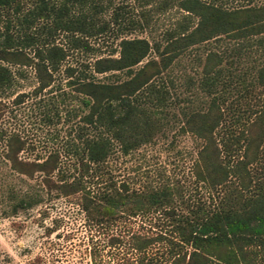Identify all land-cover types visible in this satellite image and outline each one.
Segmentation results:
<instances>
[{
    "label": "trees",
    "instance_id": "trees-1",
    "mask_svg": "<svg viewBox=\"0 0 264 264\" xmlns=\"http://www.w3.org/2000/svg\"><path fill=\"white\" fill-rule=\"evenodd\" d=\"M136 5L32 0L22 8L21 0H0V121L2 97L13 95L14 104L36 97L51 87L71 50L93 55L62 67L68 94L78 100L66 109L77 121L61 148L72 172L61 167L58 149L20 155L30 142L0 122V160L16 173L39 176L38 186L8 188L0 210L14 214L51 195H76L89 264H257L264 254V0ZM169 8L179 16L161 37L126 35L150 23L151 11ZM60 32L64 43L55 41ZM109 36L116 43L105 54L89 41ZM186 53L200 69L196 78L184 74L180 95L169 71ZM7 63L32 67L36 84L28 93L12 90ZM36 99L40 120L52 122L51 108L59 119L51 99ZM171 119L180 133L199 140L189 172L206 196L198 189L184 195L171 183L129 187L107 168L110 155L152 141ZM152 216H161L159 223L142 224L140 218ZM59 220L52 217L45 234ZM33 261L27 264L40 263V256Z\"/></svg>",
    "mask_w": 264,
    "mask_h": 264
},
{
    "label": "rangeland",
    "instance_id": "rangeland-1",
    "mask_svg": "<svg viewBox=\"0 0 264 264\" xmlns=\"http://www.w3.org/2000/svg\"><path fill=\"white\" fill-rule=\"evenodd\" d=\"M124 1L137 6V0ZM31 3L32 0H21L22 8ZM151 12L150 23H147L142 30L135 28L126 35L145 36L148 39L159 38L164 29L172 26L174 19L179 16V12L174 8ZM55 41L64 43L63 33L60 32L55 37ZM89 41L95 47H99L98 51L103 54L108 51L109 46L116 43V39H113L112 36L89 38ZM92 56V54L85 55L82 51L71 50L61 62L59 69L53 73L51 87L38 95L41 99H51L56 105L59 113L57 121H54L55 116L52 114V108L49 111L52 122L40 120L38 105L34 103L38 96H24L23 101L18 104L10 102L13 95L2 97L6 104V110L0 121L1 124L18 130L30 142L27 149L20 155L31 158L36 154L42 156L51 149H58L61 153V167L66 171H73L72 159L65 157L61 148L63 140L67 136V130L72 132L71 125L77 121V115H72L71 111L67 113L66 109L76 106L78 100L68 94L70 88L65 84L62 67L65 64L79 65L80 61L91 59ZM7 65L14 75L12 90L28 93L36 84L32 67L18 66L13 63H7ZM17 68L21 69V74L16 72ZM199 69L200 65L190 53L178 57L169 71L175 77V82H180L175 91H180V95L186 93L183 83L184 74L196 78ZM181 103L174 104L172 110L177 111V107ZM174 119L168 121L163 129L155 134L152 141L142 144L126 154L114 152L110 155L106 159V165L112 177L116 181H125L129 187L141 188L145 185L171 183L181 188L184 195L196 194L195 189H198L206 196L205 189L193 181L189 172V166L199 140L189 133H180L177 130V121ZM38 182L37 173H34L30 178L26 177L14 172L0 160V209L5 206L4 200H6L5 194L8 188L20 190L30 185L38 186ZM75 196L54 197L51 195L43 205L19 210L14 214L4 215L0 210V264H27L28 261L34 262L33 259L36 255L40 256L38 264H89L83 246L85 229L82 214L74 203ZM52 217L60 218L59 228L50 234H45V225H51ZM158 217L140 219L143 225L152 227L155 225L154 222L159 223L161 220V216ZM136 220L139 221L138 216ZM257 264H264V254L258 258Z\"/></svg>",
    "mask_w": 264,
    "mask_h": 264
}]
</instances>
